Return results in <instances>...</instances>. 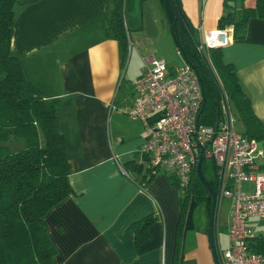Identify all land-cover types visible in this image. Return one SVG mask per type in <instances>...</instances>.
I'll use <instances>...</instances> for the list:
<instances>
[{
    "label": "crops",
    "instance_id": "obj_1",
    "mask_svg": "<svg viewBox=\"0 0 264 264\" xmlns=\"http://www.w3.org/2000/svg\"><path fill=\"white\" fill-rule=\"evenodd\" d=\"M177 1L198 39L204 30L217 28L223 11L236 13L241 3L252 6L255 0H231L228 8L222 0ZM110 4L15 0L12 5L9 49L24 77L54 104L56 127L65 140L71 192L44 214L43 222L56 249L54 264H170L177 242L178 189L169 171L139 184L143 168L126 169V161H136L142 125L118 110L124 114L129 104L131 82L144 66V56L165 59L168 71L185 60L163 0H122L126 55L133 64L126 72L128 62H121L118 43L104 33ZM239 34L221 47V58L234 66L254 113L264 123V19L250 17ZM205 212L208 217L206 206ZM148 215L153 221L136 242L128 227ZM216 217L217 212L219 250L228 245L230 217L224 237ZM190 219L192 226L181 241L182 259L187 260L181 264H214L206 229L195 230L196 242L185 251L195 228L192 210ZM251 221L256 233H264V220Z\"/></svg>",
    "mask_w": 264,
    "mask_h": 264
},
{
    "label": "trees",
    "instance_id": "obj_2",
    "mask_svg": "<svg viewBox=\"0 0 264 264\" xmlns=\"http://www.w3.org/2000/svg\"><path fill=\"white\" fill-rule=\"evenodd\" d=\"M163 1L169 9L173 25V10L167 0ZM230 1L222 0V5L228 8ZM14 2L0 0V264H54L52 256L56 249L47 235L43 216L71 192L67 181L65 140L56 127L54 104L42 98L37 87L24 77L18 58L9 49ZM110 3L104 33L105 37L118 43L123 63L128 40L123 24L122 0H110ZM178 6L183 17H186ZM253 16L264 19V0H255L252 6L241 3L236 13L223 11L217 18L216 26L232 25L233 37H238ZM186 22L194 40L187 30L188 38L178 29L176 43L184 60L196 71L201 82L204 101L199 122L214 124L216 98L219 101L218 115L222 112V93L230 112L241 122L242 132L261 141L264 146V123L254 113L234 66L222 60L221 47L209 48L205 56L198 52L195 48V30L188 19ZM204 159L200 163L201 173L216 190V166L213 162L214 182L205 175ZM124 164L130 171L136 172L141 168L134 160ZM261 168L264 169V163ZM167 175L179 193L177 242L170 264H181V241L184 231L192 226L190 215L193 205L205 198L208 217L214 208L207 189L196 174V168L190 185L184 188L173 173ZM150 176L152 174L142 172L137 183ZM152 221V215H148L129 225L128 231H132L136 242L145 237L146 226ZM246 244L250 250L264 253V233L247 237Z\"/></svg>",
    "mask_w": 264,
    "mask_h": 264
},
{
    "label": "built area",
    "instance_id": "obj_3",
    "mask_svg": "<svg viewBox=\"0 0 264 264\" xmlns=\"http://www.w3.org/2000/svg\"><path fill=\"white\" fill-rule=\"evenodd\" d=\"M233 40L232 25L204 30L195 42L201 54ZM128 45V43H127ZM144 66L132 80L129 104L123 113L142 125V143L136 152L146 175L164 170L175 175L182 187L190 185L200 146L216 166L218 196L232 200L228 225V245L217 250L219 264H264V253L250 250L247 237L256 232L252 219L264 220V146L254 137L236 130L229 106L214 124L199 122L204 95L196 71L184 61L168 71L163 58L143 57ZM227 102V101H226ZM142 161V162H141ZM249 183L244 188L243 183ZM155 204L160 212L161 207ZM215 210V212H214Z\"/></svg>",
    "mask_w": 264,
    "mask_h": 264
},
{
    "label": "rangeland",
    "instance_id": "obj_4",
    "mask_svg": "<svg viewBox=\"0 0 264 264\" xmlns=\"http://www.w3.org/2000/svg\"><path fill=\"white\" fill-rule=\"evenodd\" d=\"M195 35H196V37L199 36L197 32H195ZM127 62H128V54L125 57L124 66L127 64ZM195 62L197 63L196 60H195ZM132 65H133L132 61L130 60L128 62V65H127V68H126V72H128V70L131 69ZM221 103L222 102H221V98H220V104ZM222 109H223V107H222V104H221V110ZM115 110H118V109H115ZM118 112L121 115L125 116V114H122L119 110H118ZM233 126L237 130H243L242 129V125H241L239 120L235 119ZM204 165L206 166V168L204 170L205 171V175L207 176L208 179H212L215 182L216 177H215V171H214V168H213L212 158L211 157L210 158L209 157H205ZM214 185H215L214 187L217 188V181L214 183ZM243 187L244 188H249L250 184L244 182ZM205 206H206V200L205 199H199L198 202L193 206L192 216H193L195 228H194L193 231H191L189 233L188 238L186 239L185 251L188 249V247L193 246L195 244V242H196V239L194 238V235L197 234V231H195V230L196 229H206L207 228L208 217H207L206 212H205ZM231 208H232V200L229 197L220 198V200L218 202V206H217V211H216L217 212L216 226L218 227V225H219V234H221L222 237H224V234H226V227L228 225L227 221H228V219L230 217ZM214 212H215V210H214ZM205 237L208 240L207 231L205 232ZM222 247H223V245H222ZM182 260H183L184 263H186L187 259L184 258Z\"/></svg>",
    "mask_w": 264,
    "mask_h": 264
},
{
    "label": "water",
    "instance_id": "obj_5",
    "mask_svg": "<svg viewBox=\"0 0 264 264\" xmlns=\"http://www.w3.org/2000/svg\"><path fill=\"white\" fill-rule=\"evenodd\" d=\"M170 7L173 10L174 13V17H173V30L175 33V37L176 39L178 38V29H180V31L184 34L185 37H187V33L186 30L189 32V35L192 37V39L194 40V35L193 33L190 31L187 22L185 20V17H183L182 13L179 10V6L177 4V0H167ZM188 38V37H187ZM189 44L191 45L190 40L188 39ZM221 104L222 106H224V108H227V102L225 99V96L221 93ZM218 109H219V101L218 98H216V102H215V119H214V126L216 128L217 125V121H218ZM204 147L200 146L199 149V153L197 156V161H196V174L199 178V180L201 181V183L205 186V188L208 191V196L211 199L212 202V206L214 207L215 204V200L218 196V191L213 189L204 179L202 173H201V169H200V163L201 161L205 158L204 155ZM207 237H208V241H209V245L211 247V253L213 256V260H214V264H219L218 263V258H217V247H216V228H215V217H214V213H212L211 216L208 217V223H207Z\"/></svg>",
    "mask_w": 264,
    "mask_h": 264
}]
</instances>
